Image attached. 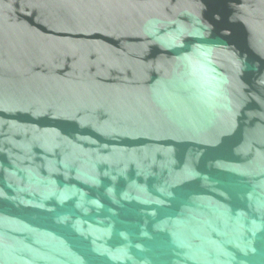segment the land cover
<instances>
[{
	"label": "water",
	"instance_id": "1",
	"mask_svg": "<svg viewBox=\"0 0 264 264\" xmlns=\"http://www.w3.org/2000/svg\"><path fill=\"white\" fill-rule=\"evenodd\" d=\"M0 264H264V0H0Z\"/></svg>",
	"mask_w": 264,
	"mask_h": 264
}]
</instances>
